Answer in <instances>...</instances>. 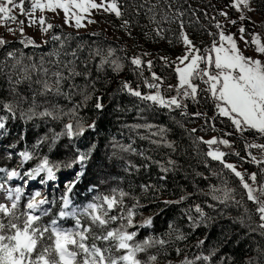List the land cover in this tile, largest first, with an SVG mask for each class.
Listing matches in <instances>:
<instances>
[{"label": "snow or ice", "instance_id": "snow-or-ice-1", "mask_svg": "<svg viewBox=\"0 0 264 264\" xmlns=\"http://www.w3.org/2000/svg\"><path fill=\"white\" fill-rule=\"evenodd\" d=\"M131 6L137 16L138 9L144 7L135 3ZM209 6L216 15L209 20L205 13L209 25L202 26L200 33L205 40L193 39L185 30L181 19L185 13L180 7L176 8L171 21L166 13L162 15L161 19L168 23L179 20V35L174 36V40L181 47L174 57H154L147 50L127 55L128 41L118 49L107 41H100L99 31H89L90 25L98 23L97 14H107L120 21L119 26L131 41V47L140 48L132 25L136 24L140 30L144 26L138 19L125 18L123 0H0V26L12 37L0 35V75L12 85L10 94L18 97L15 101L0 100V112H3L0 136L10 134L6 122L17 118L25 123L34 118H50L62 124L59 132L49 129L50 137L47 134L38 137L31 149L24 131L8 145V149H16L20 141H25V147L15 153L19 157L17 165L0 167V264H158L160 256L167 257L172 250L177 257H182L175 264H225L226 261L234 264L232 256L221 255L217 259L227 239L218 241L215 246L207 245L205 254V234L204 238L196 240L195 248L199 251L191 257L177 243L188 240L201 226L209 227L215 218L205 207L217 212L219 205L242 207L243 213L234 221L239 220L247 227L246 234L258 230L264 236V0H220ZM155 8L156 5H152L147 10L152 13L149 20L157 25L153 29L155 35L144 32V38L167 39L171 45L173 38L165 33H171L172 29L159 26ZM254 16H258L259 23ZM26 28L38 35H30ZM74 40L76 45L71 47ZM17 43L23 47H14ZM46 45L52 47L41 52L38 60L34 58L35 52L27 55L23 50L41 49ZM85 48L97 73L94 79L88 59L81 61L85 67L83 72L76 70L79 53ZM118 51L125 55H117ZM61 56L71 57L63 61V70H60ZM157 59L163 72L168 73L167 77L155 70ZM125 66L135 80H119L116 89L107 95L112 100L122 94L134 98L132 107L122 108L117 103L113 111L131 112L135 108L137 119L144 122L124 123L122 128L143 129V133L137 131L141 140L176 152V141L168 139L172 129L165 123L147 122L145 114L167 115L182 130V135L191 140V147L202 157L200 163L209 176L216 178L217 182L209 183L206 191L195 178L203 177L207 181L209 176L195 171L194 191L188 192L180 186L182 194L177 199L160 200L164 193L174 194L165 182L167 174L177 170L176 160L169 158L165 163L154 159L146 155L148 150L137 152L131 143H119L114 136L109 137L111 153H100V127L107 106L103 103V92L95 95L96 82L107 68L119 74ZM80 76L92 81L91 92L87 83L81 88L72 82L73 77ZM66 81L70 90H79L81 100L65 111L55 98L71 100L74 93L63 90ZM25 82L31 93L27 108L22 105L29 97L20 95L15 87ZM110 82L106 81L105 86ZM38 96L44 98L40 103ZM49 96L52 99H48ZM81 108H91V123L79 114ZM63 117L67 118L66 123ZM190 117L203 118L204 123L185 127V119ZM62 137L69 142L66 156L53 159ZM45 143L48 152L41 153ZM118 153L137 154L142 162L134 163ZM13 155L6 150L3 158L10 160ZM153 165L159 169L156 180L137 184L136 177L141 170L147 173ZM246 165H255L256 170L249 171ZM113 166H121L126 174L120 176V183H113L120 175H111ZM62 169H70L73 176L63 183L58 198H49L40 189L27 191L31 182L38 181L41 186L57 182V173ZM85 177H89L87 192L91 199L85 197L86 202L74 204L72 194ZM125 179L127 189L122 186ZM16 180L23 186H13ZM238 193L240 199H236ZM192 197L206 199L192 200L187 207H179L180 217L185 218L189 232L177 226L175 216L168 220L166 230L155 231L158 215L165 209L171 211L172 206L187 203ZM144 211L149 214L144 216ZM223 214L222 209L218 211V215ZM138 215L142 217L139 221ZM68 219L73 223L65 227ZM141 230L148 233L142 239L139 238ZM170 245H175L174 249ZM168 264L174 262L170 260ZM244 264H253V260Z\"/></svg>", "mask_w": 264, "mask_h": 264}, {"label": "trees", "instance_id": "trees-1", "mask_svg": "<svg viewBox=\"0 0 264 264\" xmlns=\"http://www.w3.org/2000/svg\"><path fill=\"white\" fill-rule=\"evenodd\" d=\"M123 3L126 7L125 11V18H135L139 20L140 25H143V29L140 30L139 27L136 24L132 25L133 35L137 37L142 50H147L152 53V55L159 56V55H169L170 57H173L176 53L179 51L176 50V48L180 45H177L174 40V36L179 35V20H175L171 23L165 22L161 19L162 15L165 13L168 15L169 20H172V17L175 15V10L177 7H180L182 11H184V16L181 18L184 21V27L185 30L192 34V38L196 40H205L206 37L202 36L201 30L202 26L207 27L209 25V20L211 19V13H214L216 15L215 10L210 7L211 4H218L220 3V0H175V3H173V0H123ZM133 3L136 5L143 4V8H139V15L137 16V11L131 6ZM169 4H172V8L169 9ZM152 5H156V8L154 9L155 20L159 21V26L167 29H172L171 33L166 32L165 35H167L169 38H173V44H169L167 39H159L157 38L155 41L153 39L144 38V32H149L153 36L155 33L153 32V29L156 28V24L152 23L149 20V16L152 15V13H149L147 10L148 8L152 7ZM195 13V14H193ZM205 13H207V16L209 20L205 19ZM258 23L259 18L256 16ZM88 38L87 36L85 37ZM91 39H97V37H92ZM100 41H107L112 44L113 47L120 48V46L111 40H108L104 38L103 34L101 33L98 37ZM76 41L71 42V47H75ZM14 47L22 48L23 46L17 44L13 45ZM52 47V45H46L42 47L41 49L33 50L31 48L23 49L27 55H31L33 52H35V59L38 60L41 52H47ZM70 50V49H69ZM138 53V52H137ZM117 55L124 56L125 53L123 52H117ZM127 55H131L130 52H127ZM151 58V57H149ZM46 59H54L50 57H46ZM65 59H71V57H64L61 56V65L60 70H63V61ZM88 59L89 60V67L92 71V78L94 79L97 75L95 71L94 64L91 62V58L89 57L88 50L85 48L83 51L79 53V59L76 62V70L83 72L85 70L84 64L81 63L82 60ZM28 61H26L27 63ZM156 68L155 70L160 73L163 72V70L160 67L161 62L157 59L155 61ZM50 68H54V66L50 65ZM65 74L66 71H65ZM163 74L167 77L168 73L163 72ZM101 79L96 82V93L95 95H100L101 92L104 93L103 96V103L107 106V112L105 113V119L101 124L100 127V133L101 136L99 138V147H100V153L103 154L105 151L111 153L112 148L111 144L109 142V137L114 136L115 139L122 144H129L131 143L134 148L137 149V152H139L140 149H146L148 150L146 152V155H151L154 159L161 160L163 162H167L169 158H172L177 161L178 168L175 172H169L167 174V180H166V187L174 194L169 195L168 193H164L160 196V200L164 199H177L178 196L181 193L180 186H183L184 189L188 192L194 191L192 187V181L195 171L203 172L205 176H209L208 171L204 168L203 164L200 163L202 160V157L197 156L192 147H191V140L186 136L182 135V130L176 126L167 115L161 113L158 114L155 117H152L150 114H145L147 122L150 123H165L169 128L172 129L168 133V139L172 141H176V152H172L170 149L160 146L157 147L155 145H152L147 140H141L139 136L137 135V131L140 133H143V129L139 130H129L122 128V124L128 123H138V122H144L140 121L136 117V111L135 108L131 112L123 111V112H114L113 109L116 107V104L119 103L122 108L125 106L132 107V105L135 103L134 98H130L126 95H120L115 100L109 99L108 93H111L114 89L117 87V82L121 79L128 78L131 80H135V77L132 76V74L129 71V68L125 66L119 74L112 73L110 68H107L104 73L99 74ZM147 75V73H146ZM15 79V77H13ZM111 81L110 83L105 86L106 81ZM75 84L79 85L81 88L84 87V85L87 83L89 85L88 92L92 91L91 80L85 81L83 76L80 77H73V81ZM68 81L64 84V91H72L74 94L71 97V100L65 98V97H56L55 102L58 103L65 111L68 108H71L73 104L78 103L81 100V95L79 94L78 89L70 90L68 88ZM12 85L9 84L7 78L3 75H0V100H9V101H15L18 97L13 96L10 94V88ZM17 91L20 93V95H27L29 97V100L26 101L22 107L27 108L30 104V97L31 93L27 91V83H23L20 85L15 86ZM35 87V86H34ZM44 98L37 97L38 103L42 102ZM48 99H52L51 96L48 97ZM94 102V101H93ZM92 103V102H90ZM50 105H42V107H49ZM41 109L39 110H42ZM0 114H3V112H0ZM79 114L81 116H85L87 118V123H91V119L93 116V112L91 108L85 109L81 108L79 111ZM179 118V117H178ZM63 121L66 123L67 118L63 117ZM191 120L192 122H189ZM195 122H198V125L203 124L204 120L203 118H196V117H190L188 119H185V127L191 128L196 127L194 126ZM7 127L9 131V135H3L0 136V167H15L17 165L16 159L18 156L15 155V153L19 152L25 147V141H20L17 144L16 149H8V145L10 143H13L16 139H18V133L21 131H24L26 133V142L31 149V145L35 142V140L38 137L44 136L47 134L49 137L51 136V132L49 129H53L57 132L60 131L62 124L60 121L51 120L48 119H41V118H34L33 120L27 121L25 123L23 120H20L17 118L16 120H8ZM199 135V133H197ZM95 138V137H93ZM134 141V143H133ZM68 140L66 137H62L60 141H58L59 144V150L55 152V155L52 157L53 159H64L66 156V147L68 146ZM6 150L13 152V158L12 159H5L3 158L6 155ZM55 151V150H54ZM41 153L48 152V146L47 143L43 145V147L40 149ZM118 156H124L126 159H131L134 163L140 164L142 162V158L134 153H118ZM115 159V158H113ZM106 163H110L106 161ZM122 163V162H121ZM111 175L117 176V173L120 175L117 176V179L113 181V183H120V176H125L126 174L123 172V168L121 166H113L111 169ZM185 173L188 175L186 176ZM159 174V169L153 165L149 172L145 173L143 170H141L140 174L136 177V183L139 184L141 182H148L150 180L155 181L157 175ZM59 180H65V179H71L73 176V172L70 169H62L57 173ZM89 180V177H85L84 180L81 181V183L75 188L72 197H74V194L76 193L77 189H80L81 191L85 192L87 190V182ZM196 182L198 183L200 188H203L205 191L207 190V185L209 183H216L215 177H210L206 181L203 179V177H196ZM122 186L127 189L128 182L125 179L122 183ZM136 192L139 193V189H136ZM150 195V194H149ZM203 199H206V197H192L187 203L182 204L180 206H172V210L169 211L168 209H165L163 213L158 215L155 218V224L154 228L156 232H161L167 229L168 220L173 218L174 216L177 217L176 224L178 227H181V229L185 232H189L190 229L187 228L185 218L180 217L179 213V207H187L188 204L192 202V200H197V202H201ZM236 199H240L239 193L236 196ZM142 202H145L142 200ZM150 208H155V205H149ZM160 207H163L161 204ZM223 210V215H218L219 210ZM205 211L209 212L210 215H212L215 219L213 223L205 228L201 226L196 230V232L189 237L188 240L184 242H177L178 246L181 247L188 255L191 257V255L194 252L199 251L195 248V242L198 238H204L205 234H207V241L205 246V254L207 245H213L215 246L218 241H221L222 239H227L228 243L223 245L221 248L217 259L219 256H232L234 259V264H244L245 261L252 259L253 264H257V259H259L260 264H264V236H261L259 234V231H255L249 234H246L248 232L247 227L240 224L239 220H235L234 218L239 217L244 209L242 207H236V206H229L225 208L223 205L218 206L217 212H212L211 210L207 209L205 207ZM149 213L147 211H144L143 215L146 216ZM139 216V217H138ZM136 218L139 220L142 219L140 215H138ZM255 227V225H253ZM147 231L141 230L139 234V238H143L145 235H147ZM175 245H170V248L174 249ZM260 249L258 251L257 249ZM151 251H156V249H152ZM141 258L143 257V254H141ZM182 257H177L174 250L170 251L169 255L167 257L161 255L158 261V264H168V262L171 260L174 262L178 259H181ZM227 264V261L225 262Z\"/></svg>", "mask_w": 264, "mask_h": 264}, {"label": "rangeland", "instance_id": "rangeland-1", "mask_svg": "<svg viewBox=\"0 0 264 264\" xmlns=\"http://www.w3.org/2000/svg\"><path fill=\"white\" fill-rule=\"evenodd\" d=\"M213 1V0H212ZM215 16L214 13H211V17ZM95 19L98 21L96 24H92L89 26V31H99L100 33L103 34L104 38L111 40L113 42H116L120 47L125 45V41H128V49L127 52H130L132 54L133 52H140V48H133L131 47V41L128 40V37L124 33V31L120 28V21L115 20L112 16H109L105 14L104 16H101L97 14L95 16ZM222 19V18H221ZM254 19L257 20L256 16H254ZM258 23V20H257ZM12 26V25H9ZM251 28V25H249ZM26 31L33 36L38 35L37 33L33 32L31 29L26 28ZM65 31H68V29H65ZM82 32L84 30H81ZM0 35H4L8 37L9 39H12L11 35L7 33L6 29L2 26H0ZM22 46V45H21ZM180 46L176 48L177 51L180 50ZM177 54V53H176ZM175 54V55H176ZM174 55V56H175ZM173 56V57H174ZM198 122H195L194 126H197ZM255 154L259 155L257 150H253ZM19 157L16 159L18 163ZM246 167L249 168V171H255L256 166L255 165H246ZM68 180H59L57 182H50L49 186H41L38 181L31 182L30 187L27 188V191H31L33 189H40L42 192L46 193L49 198L56 197L58 198L63 190V183ZM21 184V181L16 180L13 182V186ZM21 186H23L21 184ZM85 197H88V199H91L90 195L88 194L87 190L85 192L81 191L80 189H77L76 193L74 194V197H72L74 204H82L85 201ZM57 210H58V205H57ZM139 217V216H138ZM137 219V218H136ZM138 221V219H137ZM73 221L71 219H68L67 221L64 222L65 227H70L72 225Z\"/></svg>", "mask_w": 264, "mask_h": 264}]
</instances>
